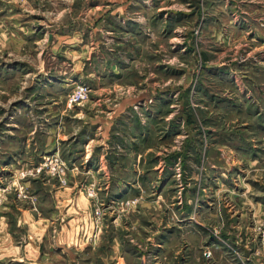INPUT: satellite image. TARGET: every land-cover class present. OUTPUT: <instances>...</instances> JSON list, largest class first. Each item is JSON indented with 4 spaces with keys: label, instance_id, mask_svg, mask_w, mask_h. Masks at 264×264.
Instances as JSON below:
<instances>
[{
    "label": "rangeland",
    "instance_id": "374dc122",
    "mask_svg": "<svg viewBox=\"0 0 264 264\" xmlns=\"http://www.w3.org/2000/svg\"><path fill=\"white\" fill-rule=\"evenodd\" d=\"M0 264H264V0H0Z\"/></svg>",
    "mask_w": 264,
    "mask_h": 264
},
{
    "label": "built area",
    "instance_id": "2783aa9c",
    "mask_svg": "<svg viewBox=\"0 0 264 264\" xmlns=\"http://www.w3.org/2000/svg\"><path fill=\"white\" fill-rule=\"evenodd\" d=\"M78 99H84V93H80L79 95H78Z\"/></svg>",
    "mask_w": 264,
    "mask_h": 264
}]
</instances>
